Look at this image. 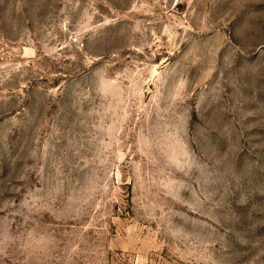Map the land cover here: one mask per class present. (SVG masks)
<instances>
[{
    "label": "rangeland",
    "instance_id": "obj_1",
    "mask_svg": "<svg viewBox=\"0 0 264 264\" xmlns=\"http://www.w3.org/2000/svg\"><path fill=\"white\" fill-rule=\"evenodd\" d=\"M0 264H264V0H0Z\"/></svg>",
    "mask_w": 264,
    "mask_h": 264
}]
</instances>
